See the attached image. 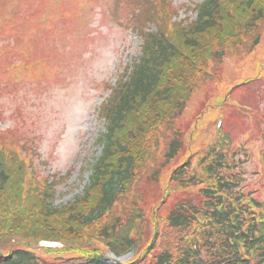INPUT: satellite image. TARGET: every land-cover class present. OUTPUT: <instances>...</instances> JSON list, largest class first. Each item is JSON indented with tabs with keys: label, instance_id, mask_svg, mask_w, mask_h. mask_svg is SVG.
I'll return each instance as SVG.
<instances>
[{
	"label": "trees",
	"instance_id": "trees-1",
	"mask_svg": "<svg viewBox=\"0 0 264 264\" xmlns=\"http://www.w3.org/2000/svg\"><path fill=\"white\" fill-rule=\"evenodd\" d=\"M144 1L158 30L134 12L140 52L99 110L102 153L72 203L55 206L56 185L40 183L0 133V264H108L109 253L135 251L114 264H264V200L239 190L236 138L197 168L178 165L172 197L158 214L155 204L162 171L184 150L177 119L223 57L260 43L264 0H205L193 21L171 26ZM42 242L61 247L38 254Z\"/></svg>",
	"mask_w": 264,
	"mask_h": 264
},
{
	"label": "rangeland",
	"instance_id": "rangeland-1",
	"mask_svg": "<svg viewBox=\"0 0 264 264\" xmlns=\"http://www.w3.org/2000/svg\"><path fill=\"white\" fill-rule=\"evenodd\" d=\"M150 1L160 18L174 23L194 19L189 9L204 0ZM144 6V0H0V128L14 131V140H22L37 155L35 168L56 185L57 207L72 203L83 192L89 168L101 153L97 140L104 127L97 111L138 55L142 43L132 22L137 19L134 12L138 15ZM168 6L177 9L176 16L171 12L174 16L167 17ZM143 13L148 29L157 31L153 15ZM222 61L221 83L216 79L196 93L189 117L179 124L188 130L183 134L188 146L196 129L190 128L192 119L201 114L205 128L197 144L203 149L216 132L215 102L210 101L218 99L217 116L219 102L239 99L244 93V102L256 104L259 114L249 122L233 111L225 138L227 133L237 143L247 138V150L241 153L247 159L246 190L256 191L264 200V140L259 139L264 137V36L249 52L227 55ZM255 75L262 80L236 89L237 83ZM227 93L231 99H226ZM208 102L211 107H206ZM222 110L229 114L225 106ZM166 170L159 177L156 205L168 183ZM35 251L43 254L44 248ZM136 254L121 258L108 254L107 262L126 263Z\"/></svg>",
	"mask_w": 264,
	"mask_h": 264
}]
</instances>
